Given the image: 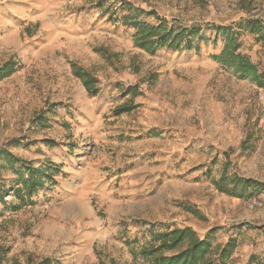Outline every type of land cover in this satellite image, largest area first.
<instances>
[{
  "label": "rangeland",
  "instance_id": "374dc122",
  "mask_svg": "<svg viewBox=\"0 0 264 264\" xmlns=\"http://www.w3.org/2000/svg\"><path fill=\"white\" fill-rule=\"evenodd\" d=\"M122 2L149 24L200 25L194 49H139ZM247 19L264 23V0H0V64L18 62L0 81V148L59 169L18 209L3 172L1 264H146L151 229L187 227L234 238L229 264H264V88L211 58L217 25L263 63ZM223 174L259 186L220 192Z\"/></svg>",
  "mask_w": 264,
  "mask_h": 264
},
{
  "label": "trees",
  "instance_id": "16d2710c",
  "mask_svg": "<svg viewBox=\"0 0 264 264\" xmlns=\"http://www.w3.org/2000/svg\"><path fill=\"white\" fill-rule=\"evenodd\" d=\"M94 1L97 4H102L105 0ZM121 8H126L128 11L120 18L134 29L133 40L139 49L150 55H154L161 49L171 51L194 49L193 39L199 36L200 25H170L154 13L150 14L155 17L157 22L149 24L139 18V15L145 12L131 7L126 2H122ZM244 24L245 28L256 36V41L261 42L264 49V23L258 19H247ZM215 30L223 37L224 47L218 55H211V58L233 70L235 74L248 78L258 87L264 88V61L255 64L247 56L238 52V39L236 34L231 32V28L216 25ZM17 66L18 62L12 59L0 64V81L10 76ZM72 66L74 75L80 78L86 92L91 96L97 95L96 79L88 71L77 68L75 64ZM18 165L19 167H16ZM7 169L12 170L16 176L12 184V186L15 185L13 191L20 200V203L15 206L16 209L23 205H32V195L47 183L52 182L59 171L52 165L34 167L31 162L18 158L7 148H0V202L3 204H5L4 196L7 194L3 172ZM227 184L231 187H228ZM216 186L220 192L240 196L243 190L259 186V183L250 179H241L236 175L228 177L223 174ZM238 187L240 190L236 191L235 189ZM210 234H213L212 230ZM149 237L148 244L138 253L146 264H229L231 253L236 247V242L232 237L223 245L215 246L212 236L200 238L195 231L188 227L165 231L151 229ZM6 252L7 249L0 246V264ZM38 264L51 263L44 259Z\"/></svg>",
  "mask_w": 264,
  "mask_h": 264
}]
</instances>
